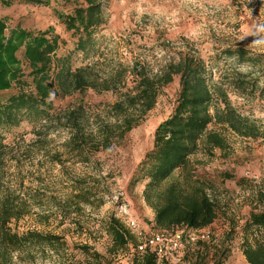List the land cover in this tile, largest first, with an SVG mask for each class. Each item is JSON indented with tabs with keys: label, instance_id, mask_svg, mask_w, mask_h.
<instances>
[{
	"label": "rangeland",
	"instance_id": "1",
	"mask_svg": "<svg viewBox=\"0 0 264 264\" xmlns=\"http://www.w3.org/2000/svg\"><path fill=\"white\" fill-rule=\"evenodd\" d=\"M43 2L0 0V18L6 23L4 36L8 38L16 27L30 32L51 27L58 42L56 56H68L72 70L90 66L91 77L97 79L96 89L67 95L53 92L49 114L64 116L67 110L80 106L87 119L86 132L95 134L98 148L87 145L81 153L72 150L70 130L60 124L48 125L40 135L35 133L38 125L28 120L0 128L2 142L14 148L12 161H7L6 184L12 188L20 185L27 191L33 188L39 197L32 213L12 221L10 226L20 235L36 231L55 237L60 248L59 255L47 246L28 250L31 255L25 254L15 262L84 264L81 248L88 246L105 255L109 264H139L130 246L110 253L106 222L110 216L122 223L125 217H132L143 229L153 228L154 209L143 197L146 181L140 163L153 148L157 125L176 105L179 76L174 75L160 89L155 106L146 114L139 117L137 110L127 112L134 118L127 132L115 127L123 115H117L112 106L135 94V76L140 68L150 76L162 75L166 64L182 54L191 53L206 62L210 85L234 69L254 71L222 52L240 47L264 60V0H97L103 24L91 33L94 44L86 51L75 50L80 34L67 30L59 18V14H72L82 6L81 0ZM82 36L86 39L85 34ZM16 55L22 79L0 91V101L20 88L25 92L33 89L24 46ZM228 96L238 112L258 126L261 135L244 137L211 124L210 130L224 136L226 149L215 148L211 153L200 149L162 186L174 179L199 181L217 202L218 214L211 227L214 234L208 241L190 246L185 258L190 263L201 252L203 264H247L242 254L244 227L255 208L257 192L264 189V92L255 98H243L232 91ZM106 131L109 143L102 145L99 141ZM81 180L96 193L94 205H84L78 211L72 207L61 215L55 205L66 200ZM97 198L103 201L100 207Z\"/></svg>",
	"mask_w": 264,
	"mask_h": 264
},
{
	"label": "trees",
	"instance_id": "2",
	"mask_svg": "<svg viewBox=\"0 0 264 264\" xmlns=\"http://www.w3.org/2000/svg\"><path fill=\"white\" fill-rule=\"evenodd\" d=\"M21 1L44 4L43 0ZM81 4L82 6L76 7L72 14H59V18L67 30L80 34L75 50L86 51L93 46L91 33L103 24V18L101 4H98L97 0H81ZM5 29L6 23L0 18V91L8 90L14 82L19 83L22 79L16 55L22 46L31 67L33 89L25 92L20 88L17 93L0 101V128L17 126L28 120L38 125L35 133L40 135L48 125L60 124L70 130L68 143L72 150L81 153L87 145L98 148L95 134L86 132L87 119L80 106L67 110L64 116L49 114L53 92L67 95L87 88L96 89L97 79L91 77L93 72L90 66H80L72 70L68 56H56L58 42L51 27L38 32L16 27L8 38L4 36ZM82 34H85L86 39ZM222 53L224 57L249 65L254 71L243 72L234 69L233 73L226 74L221 81L210 85L206 62L194 54H182L178 60L166 64L162 75L150 76L140 68L135 76V94L126 95L123 100L112 106L117 115H123L121 122H117L115 127H118L121 133L127 132L133 127L134 121L133 116L127 112L134 109L138 111L139 117L146 114L155 106L160 89L170 83L174 75L179 76L180 89L176 105L172 113L157 125L153 148L140 163L142 178L146 181L143 197L154 209L152 227L155 229H201L211 225L217 218V202L209 196L199 181L183 182L174 179L162 187L176 170L186 167L189 157L200 149L207 153H211L215 148L226 149L224 136L210 130L211 124L230 129L244 137L261 135L258 126L231 104L228 91L243 98H255L262 94L264 60L261 55L240 47H229ZM107 85L108 83H105L104 87H108ZM99 143H109V132H103ZM13 149L12 146L4 144L0 136V264H17L15 261H21L23 255H31L28 250L44 246L56 255H59L60 250L58 239L55 237L36 231L20 235L10 226L12 221L30 215L39 200L33 188L27 191L20 185L18 188H12L6 184L7 161H12ZM82 181H78L80 186H75V191L66 200L55 205L61 215L65 216V211L72 207H76L78 211L84 205H94L96 193L93 188L86 186L87 181ZM97 199V207H100L103 201L101 198ZM105 229L110 238L111 254L123 251L129 246L133 249L137 243L125 224L114 216L108 218ZM244 230L242 254L247 264H264V189H260L256 194L255 208L250 211ZM202 243L204 242L197 244ZM81 249L85 255L84 264H109L106 256L100 252L88 246ZM186 256L187 254L185 258ZM204 260L205 257L198 252L194 260L188 263L203 264ZM137 261L139 264H167L166 261H158L151 252L138 256Z\"/></svg>",
	"mask_w": 264,
	"mask_h": 264
},
{
	"label": "built area",
	"instance_id": "3",
	"mask_svg": "<svg viewBox=\"0 0 264 264\" xmlns=\"http://www.w3.org/2000/svg\"><path fill=\"white\" fill-rule=\"evenodd\" d=\"M250 175L255 178L253 174ZM123 223L137 240L132 250L138 256L151 252L158 261H166L167 264H188L185 261V254L190 246L198 242H206L214 234L211 231L213 223L201 229L176 227L172 230L155 228L146 230L132 217H125Z\"/></svg>",
	"mask_w": 264,
	"mask_h": 264
},
{
	"label": "crops",
	"instance_id": "4",
	"mask_svg": "<svg viewBox=\"0 0 264 264\" xmlns=\"http://www.w3.org/2000/svg\"><path fill=\"white\" fill-rule=\"evenodd\" d=\"M215 220H216V219H215ZM213 224H215V222H214ZM213 224H212V225H213Z\"/></svg>",
	"mask_w": 264,
	"mask_h": 264
}]
</instances>
